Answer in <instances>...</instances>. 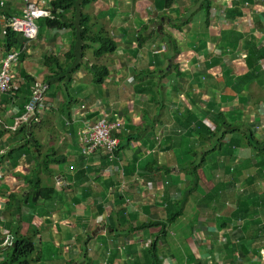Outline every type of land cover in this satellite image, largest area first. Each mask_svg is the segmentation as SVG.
<instances>
[{
	"label": "crops",
	"instance_id": "crops-1",
	"mask_svg": "<svg viewBox=\"0 0 264 264\" xmlns=\"http://www.w3.org/2000/svg\"><path fill=\"white\" fill-rule=\"evenodd\" d=\"M46 1L31 0L40 6ZM205 2L172 0L168 5L167 0H96L85 6L82 12L91 18L92 32L100 26L120 51L94 60L106 66L109 75L92 100L82 88L85 109L77 108L69 98L73 84L92 81L85 70L74 72L69 85L52 79L43 112H34L24 122L37 84L47 83L54 72V65L45 64V58L63 59L73 36L68 29H46V22L40 20L39 36L26 42L25 57L16 65L18 70L15 66V89L0 94V226L12 233L18 228L24 237H34V264H264V247L260 256L252 255L249 260L228 251L234 240L251 249L253 240L241 237L248 231L259 229L264 236V206L260 217L257 211L249 213L260 199L264 202V174L257 171L260 157L253 155L247 143L239 148L235 144L231 151L225 147L238 133L225 136L218 154L204 157L202 152L215 143L204 142L203 126H210V114L222 112L228 122L245 123L246 133L239 139L256 135L264 125V0H210L208 12ZM25 11L26 0H0V48L6 26L13 18L23 19ZM77 16L72 15L75 22ZM189 25L195 36L183 34ZM177 26L185 27L179 32ZM129 29L133 37L127 36ZM167 36L176 41L175 47L165 41ZM221 41L228 48L217 54L215 46ZM157 46L164 47L165 58L155 56ZM2 54L1 49L0 61ZM218 55L227 69L225 80L212 76L214 70L196 67ZM142 62L148 65L140 71L147 69L157 76L154 86L152 76L138 78ZM180 69L191 80L169 76ZM250 69L256 79L237 94L234 78ZM251 88L259 90V100L251 96ZM211 90L221 92L220 98ZM99 115L121 122L113 132L120 133L113 157L103 147L90 154L82 151L81 121L86 116L94 123ZM254 117L258 121L253 126ZM21 125L25 129L18 132ZM30 135L34 141L29 142ZM187 141L191 142L181 158ZM171 148L176 149L173 157L168 156ZM53 153L67 159L51 163L48 170L38 166ZM191 159L193 165L199 163L195 176L188 174L192 165L183 166ZM197 159H205L202 166ZM214 162L223 168H241L239 174L244 173L237 183L242 184V193L226 194L223 203L213 195L207 200L209 189L223 180L215 178ZM34 170L37 174L31 177ZM34 180L54 186L56 194L34 200ZM10 194L12 208L5 213ZM167 220L166 229L140 228ZM225 223L228 226L223 228ZM7 252L0 248V264Z\"/></svg>",
	"mask_w": 264,
	"mask_h": 264
},
{
	"label": "trees",
	"instance_id": "trees-1",
	"mask_svg": "<svg viewBox=\"0 0 264 264\" xmlns=\"http://www.w3.org/2000/svg\"><path fill=\"white\" fill-rule=\"evenodd\" d=\"M31 1V0H30ZM96 0H50L49 1V5L52 8V17L46 19V24H45V28L47 29H58V30H62V29H68L72 32V44L70 46L69 51H73L74 47H75V43H74V39L75 37L78 36L79 38V42H83L84 45L82 46L81 50L82 53L80 55V59L79 61L77 60V56H73L71 62H66L64 64V66L60 65V58L58 57H54V56H48L45 58V64L47 63L50 67L52 65H55L57 68L60 67V70L58 69H52L54 72L52 73V76L47 77V80L50 79H54V78H59L60 79V84L62 82H65L66 85H69L73 80V73L75 72L73 70L74 67L79 66L85 57V53L88 50H92L93 51V56L94 58H101L102 56H107L110 54H113L116 50V43L107 35L105 34L104 31H99L97 33L92 32V26L90 24L91 22V18L87 15L84 14L82 12V9L85 8V6L90 5L91 3L95 2ZM204 1V0H201ZM172 3V0H167V4L170 5ZM210 0H206V2L204 3V5L209 4ZM210 9V4L208 6V8H205V11L208 12ZM72 11V15L75 17L77 15L80 16V18L82 19L81 21L83 22L81 25V30H82V34L86 35L85 37H82L81 35H78L77 30H76V22L73 20L74 17H72L71 19L68 18L67 14L68 12ZM231 15V12H229L228 14H226L227 17H229ZM187 22H184L182 25H185ZM177 30L180 32V28L177 26ZM4 36L5 39L2 40L4 41L2 44V48H0V50H3V56L2 57H6L7 52H11V51H17V52H22L25 50V44L27 43H31V40L28 39L27 37H25L22 33L20 32H16L14 31L9 25L6 26V29L4 30ZM168 43L171 44V46L175 47L176 46V41L169 36L168 39ZM1 45V44H0ZM139 45L141 46V44L139 43ZM68 51V52H69ZM66 53L65 56H69V53ZM25 57V53L23 52L21 54V59H23ZM73 65V66H71ZM81 66V65H80ZM90 71L92 72V81H94L95 83H97L98 85H101L104 81V79L109 75L108 72V68L104 65H99L97 63L91 65L89 67ZM76 73V72H75ZM59 74H62L61 76H58ZM234 82L237 83V86H235V90H237L238 92H240L243 88V90L245 89L246 85H250L255 79H256V73L255 71H253L252 69H250L244 76H239V77H235L234 78ZM58 81V80H57ZM209 117H211V119L213 120V124H214V130H212L209 126L205 127L206 129V137L207 139L213 140L214 138H217V141H215L214 145H221L220 141L221 139L225 138L226 135H230L232 133H235L236 130L234 128V124H230L228 123V121L225 120L224 114L222 112H215L214 114H210L208 115ZM200 123L198 124L197 128H200ZM25 129V125H21L18 128V132L22 131ZM114 135V134H113ZM117 135V134H116ZM29 138V142L31 138H34L33 136L30 135ZM247 140V147H251V148H257L255 151V155L257 157H260V169H257L258 172L264 174V168H262L264 166V141L258 140L256 139V135L255 133H250L249 136H247V138L245 139ZM257 140V141H256ZM28 141V140H27ZM238 144L237 141H232L230 143V141L228 142L227 145H225V147L227 149L234 150V145ZM257 144V145H256ZM254 146V147H253ZM119 147V146H118ZM118 147H114L112 149V153H108L109 155H111L112 157L114 156V153H116ZM239 147V144H238ZM214 146H212V148H210L209 150H204L202 151L203 154L206 155H210L208 153L213 152ZM191 153L195 154L194 149L191 150ZM205 155V157H206ZM51 159L47 160L46 158V167L44 168L45 170L49 169V166L51 163H59L65 159H67L66 157H63L62 155H56V153H53V155ZM204 160L200 161V166H202V164L204 163ZM194 160L191 159L189 160L188 164L189 166H191L190 170L188 171V174L190 175H194L195 176V172L197 170V168L199 167V163H197V165H193ZM214 168H222L226 171V173L229 175V178L227 179V182H231L229 184H236L239 183L240 180V176H244V173L242 175L239 174L241 168H234L231 165H228L226 167H220L219 164L217 163H213ZM203 171V169H202ZM205 172V170H204ZM206 173V172H205ZM196 178H198L196 176ZM243 178V177H242ZM37 180L31 181V183H36ZM30 183V184H31ZM218 185H213L211 187V189H209V191L207 192V197L209 200V198L211 197L210 195L213 196H218L217 193L221 192L223 194H227L224 191V185H225V180L224 181H219ZM196 184V181L195 183ZM223 188V189H221ZM56 194V189L54 186L52 185H44L41 183L40 180L37 181V185L35 187V190L33 191V195H34V200L35 199H40V198H51L53 197V195ZM210 196V197H209ZM12 199H13V195L10 194L9 196V201L7 203V209L12 208L11 203H12ZM214 203V202H213ZM258 206V208H257ZM257 206H255L256 209H251L249 208V213L253 214L254 212H256L258 209H262V206H264V202L263 200H259ZM242 208V206H241ZM244 209V208H242ZM252 213H251V212ZM259 212L257 211V214ZM248 214L247 211L243 212V216H246ZM13 215V213H12ZM170 223V220H167L166 222H157V223H146V224H142L140 226L141 229H145L151 226H155V225H159L161 224L162 227L164 229H166L168 227V224ZM18 230V228H17ZM261 230H255V231H248L246 234H244L242 237V239H244L245 241L247 240H253V246H251V249L247 248L245 245L241 244L239 245V243H236L235 240L232 241L230 244L232 246L229 245L228 247V251L230 252V255L232 256V253H241L243 254L244 259L249 260L252 255H257L260 256V251L261 249L264 247V236L261 235L260 233ZM249 234V235H248ZM16 238H15V242L13 244V246L6 248L7 249V255L6 257L3 259V261L1 262V264H33L35 261L34 258V252H35V244H34V237L33 236H19L18 235V231L15 232ZM228 245V244H227ZM156 258V263H159V260Z\"/></svg>",
	"mask_w": 264,
	"mask_h": 264
},
{
	"label": "rangeland",
	"instance_id": "rangeland-1",
	"mask_svg": "<svg viewBox=\"0 0 264 264\" xmlns=\"http://www.w3.org/2000/svg\"><path fill=\"white\" fill-rule=\"evenodd\" d=\"M37 8L38 9H41L40 8V6H38L37 5ZM126 13V12H125ZM51 15H50V13H48L47 15H43V14H40L39 13V10H37V14L35 15V17H34V24H35V26H36V28H37V37L39 36V34H40V28H39V24H40V20H42L43 22H46V19H48L49 17H50ZM67 16H68V18H72V11L71 12H68V14H67ZM163 19V17H161V20ZM77 22H76V24H75V26H76V30H77V33H78V35H81L82 37H85L86 35H83L82 34V30H81V25H82V19L80 18V16L78 15L77 16ZM129 22L131 23V19L129 20ZM205 26H206V24H205ZM179 27V26H178ZM182 27H185V26H180V28H182ZM47 29V28H46ZM100 29H101V27L100 26H97L96 28H94V32L95 33H97V32H99L100 31ZM102 31V30H101ZM187 33H191L193 36H195V29L191 26V25H189L187 28H186V31L185 32H183V34L185 35V34H187ZM133 35H134V32L133 31H131L130 29L127 31V36L128 37H133ZM243 35H245V34H243ZM141 36L143 37V36H145V32L142 34L141 33ZM164 36V35H163ZM163 36H162V38H161V40H163ZM73 38V37H72ZM168 39H169V36H167V40H165L166 42L168 41ZM73 40V39H72ZM160 39H158L157 41H159ZM74 43H75V47H74V50L73 51H69V49H70V47H69V49L62 55V58L63 59H61L60 58V65L61 66H64V64H65V62H71V61H73L72 59V57L73 56H77V60L79 61V59H80V55H81V53H82V50H81V48H82V46L84 45V43L83 42H79V38H78V36L77 37H75V39H74ZM193 43H194V41H193ZM220 44H218L217 46H215L216 47V49L218 50L217 51V54H220L221 52H223V51H225L227 48H228V43L226 42V41H221V42H219ZM2 44H3V42H2ZM71 44H72V41H71ZM71 44H70V46H71ZM158 47V46H157ZM200 47V45L198 46V48ZM158 49H160L159 47H158ZM117 50V49H116ZM115 50V51H116ZM156 49L154 48V46H153V49H152V51H153V53H154V51H155ZM69 51V52H68ZM69 53V56H65L66 55V53ZM117 52H120V51H116L115 52V54L117 53ZM6 53L8 54V53H10V52H7L6 51ZM165 51H161V52H159L158 54H155V56L156 57H164L165 58ZM129 56L131 57V55L129 54ZM60 57H61V55H60ZM96 58H94V56H93V54H92V52H91V50H88V51H86V53H85V57H84V60H83V62L79 65V66H77V67H74L73 68V70L75 71V72H78V71H82V70H85L89 75H90V77H91V79L93 78L92 77V72L90 71V69H89V67L91 66V65H93V64H95V60ZM167 59V58H166ZM196 61V60H195ZM19 63V61L17 62V63H12L11 64V67H10V70H12V72H14L15 71V66L17 65ZM196 63V62H195ZM189 64L190 63H188L187 64V62H186V65H185V68L186 69H188V66H189ZM148 65V63L147 62H142V64H141V67H140V69H138L137 70V73H138V78L139 79H143L144 77H147V76H152L153 78H152V81L154 82L153 83V86L155 85V81H156V79H157V76L154 74V73H152V72H148V70L146 69L145 71H140L141 69H142V67H144V66H147ZM18 66V65H17ZM17 66H16V68H17ZM71 66H73V65H71ZM196 67L198 68V70H204L205 68H207L208 69V72H210L211 70H214L212 73H211V75L212 76H214L215 78H216V76H220L221 77V79L222 80H225V78H226V71H227V69H226V66H225V63H224V60H223V58L222 57H220L219 55L218 56H216L215 57V59H206L205 60V62H199V64H196ZM53 69H57V67L54 65L53 66ZM17 70H18V68H17ZM215 70H218V73H217V71H215ZM73 74H75V73H73ZM62 74H59L58 76H61ZM169 76L171 77V78H182V79H187V80H191V78H192V76H190L189 74H188V72L187 71H183L182 69H180L179 71H175V70H172L170 73H169ZM262 78V77H261ZM215 81V79L212 81V82H214ZM53 82V80L52 79H50V80H47V83H44V82H42V83H40V84H38V85H40L41 87H43L44 88V91L45 92H49V90H50V88H51V83ZM82 88H83V90L84 91H88L89 93H90V96H91V100L94 98V97H96V95L98 94V92H99V85L97 84V83H95L94 81H87V82H85V83H83V84H78L77 86H74V84H73V86L70 88V90H69V98L70 99H72V103L75 105V106H77V108H80V109H82L83 108V106H82V102H81V90H82ZM264 88V87H263ZM213 89H215V90H217L215 87H213ZM74 90V91H73ZM54 91L56 92V93H58L57 92V89L56 88H54ZM246 91V90H245ZM112 92V91H111ZM211 92L212 93H214V95H215V97H218V98H220V94H221V92H215V91H213V90H211ZM237 94H242V92H240V93H238V92H236ZM251 96L253 95V96H257V98H256V100H259V98H258V96L260 95V92H259V90L258 89H256V88H251ZM161 96L159 95V100L161 99L160 98ZM140 97H137V99H139ZM33 103H34V105H36L37 106V108H38V111H43L44 110V108H45V105H46V97H44L43 96V94L42 95H40V94H38L37 95V97L35 98V100L33 101ZM217 104V103H216ZM252 113H253V111H252ZM31 114H33V113H30V112H26V114H25V117L22 119L24 122H27L28 120H30V115ZM261 114H262V122L264 121L263 120V113H262V111H261ZM144 115L145 116H147L148 117V115L147 114H145L144 113ZM31 116H33V115H31ZM255 118V117H254ZM261 120V119H260ZM259 120V121H260ZM210 121V128H213V126H214V124H213V120L212 119H210L209 120ZM258 121V119H256L255 118V121L253 122L252 121V125L254 126V124H255V122H257ZM228 123H230V124H234V128H235V130H236V132L235 133H238L237 134V138L236 139H232V141H237V143L239 144V147H243V144L245 143H247V140H244V139H239V137L240 138H244L243 136H244V134L246 133V131H245V128H244V126H245V123H243V122H241V123H239V122H228ZM211 125H213V126H211ZM176 129V128H175ZM174 129V130H175ZM213 130V129H212ZM57 131H62V128H57ZM187 137H184V139H186ZM204 138L206 139V141L204 140V142H210L211 140L210 139H207V137H206V134L204 135ZM256 139H258V140H261V141H264V125L262 126V128L261 129H259L258 131H256ZM31 141H34V138H31L30 139ZM182 140V139H181ZM213 140H215V141H217V139H213ZM219 141H221V142H223V140H219ZM257 141V140H256ZM190 142L191 141H187L185 144H184V147H183V150L182 151H180L181 152V158H183L184 157V155L186 154V151H187V144L189 143L190 144ZM257 145V144H256ZM212 146H214V149L218 146V145H214V144H212ZM200 147H201V145H199L198 147H197V151H199L200 150ZM238 147V148H239ZM254 147V146H253ZM248 149H252V153H253V155L255 154V151H256V149L257 148H251V147H248ZM175 150L176 149H174V148H171V151H169V153H168V156H171V157H173L174 156V153H175ZM179 151V150H178ZM202 151H204V150H202ZM200 152V151H199ZM219 153V150L218 149H216L215 151H213V152H211L210 153V155H209V157H211L212 155H215L216 153ZM217 153V154H218ZM246 153H250V150H248ZM205 155L206 154H204L203 156L205 157ZM195 159V158H194ZM193 159V160H194ZM183 160H185V159H182L181 161H183ZM42 161H45L44 160V157H43V159H42ZM197 161H201V160H198L197 159ZM212 161V160H211ZM180 164V163H179ZM178 163L176 164V166H178L179 165ZM187 165H188V161L187 162H185L184 163V165L183 166H186L187 167ZM203 165V164H202ZM38 166H43L44 168L47 166L46 165V163H39L38 164ZM37 166V167H38ZM213 173H214V175H215V178H223V180L222 181H224L225 180V185H224V191L227 193V194H229V193H232V194H241L242 193V190H241V188H242V184L240 183V184H229V183H231V182H227V179L229 178V175L226 173V171H222V168H214L213 169ZM37 174V171L36 170H34L33 172H31V177H33L34 175H36ZM47 175H48V177H53V174H51V173H46ZM207 185H209V183H207ZM245 185H246V183H245ZM218 194V196L216 197V201L218 202V203H223L224 202V197H226L225 196V194H223L222 192H221V190H220V192L219 193H217ZM210 197V196H209ZM229 201H227L226 202V204L228 203ZM230 203V202H229ZM224 205V204H223ZM231 206V205H230ZM7 209V204L5 203V206H4V212L5 213H7L5 210ZM258 212H260L261 211V209H258L257 210ZM259 217H260V213H258L257 214ZM0 218L1 219H3V217L0 215ZM235 224H231L229 227H235L234 226ZM155 226H161L162 227V225L161 224H159V225H155ZM228 226V224H224L223 225V228H225V227H227ZM16 231H18V230H16ZM218 231H220V230H218ZM230 234L229 235H231L232 233H234V232H229ZM18 235L19 236H23V235H21L19 232H18ZM160 236V235H159ZM15 238H16V235H15V233H12V232H10L9 230H6V229H3L1 226H0V248L1 247H4L5 245H4V242L5 241H10V246L9 247H11V246H13V244H14V242H15ZM179 238V237H178ZM230 246H232L231 244H230ZM9 247H5V248H9ZM241 256H243V254L241 253ZM34 264V263H33Z\"/></svg>",
	"mask_w": 264,
	"mask_h": 264
},
{
	"label": "built area",
	"instance_id": "built-area-1",
	"mask_svg": "<svg viewBox=\"0 0 264 264\" xmlns=\"http://www.w3.org/2000/svg\"><path fill=\"white\" fill-rule=\"evenodd\" d=\"M49 1L50 0H47L46 4L41 5V9H38V3L26 0L24 18H13L10 24L11 28L15 31L23 33V35L28 39H35L37 37V28L33 22L34 17L37 14V10H39V13L43 15H47L52 10L51 6L48 4ZM19 59L20 52L17 51H11L6 55V57L2 58L0 62V94H6L12 89H15V76L14 72L10 70V67L12 63H17ZM43 92L44 88L37 85L33 101L38 94L42 95ZM33 101H31L29 105V112H34L38 109L37 106L34 105ZM83 124V129L79 131L78 134L79 142L81 143L84 154L93 153L101 147H103L107 153L111 154L112 149L117 147L119 139L113 135V132L120 129L121 122L119 120L110 121L107 117L99 115L94 123L91 120H83ZM10 244L11 243L8 240L4 242V245L9 246Z\"/></svg>",
	"mask_w": 264,
	"mask_h": 264
},
{
	"label": "clouds",
	"instance_id": "clouds-1",
	"mask_svg": "<svg viewBox=\"0 0 264 264\" xmlns=\"http://www.w3.org/2000/svg\"><path fill=\"white\" fill-rule=\"evenodd\" d=\"M40 8H41V6H40ZM52 11V10H51ZM49 12L50 13V17L49 18H51L52 17V12ZM10 23H11V21H10ZM186 25V24H185ZM10 26V25H9ZM11 27V26H10ZM16 32H18V31H16ZM21 33V32H20ZM23 34V33H22ZM106 34V33H105ZM160 49H158V51H157V53H159V52H161V51H165V49H164V47H162V46H160L159 47ZM23 53V51L22 52H20V57H21V54ZM2 60V59H1ZM1 62V61H0ZM38 85V84H37ZM39 87H41L40 85H38ZM249 85H246L245 86V89H247V87H248ZM36 88H37V86H36ZM42 88V87H41ZM242 90H243V88H242ZM236 92H238L237 90H236ZM241 92H243V91H241ZM48 92H43V96L44 97H46V94H47ZM238 93H240V92H238ZM33 99H34V96L33 97H31V100H30V102H29V105H30V103H31V101H33ZM29 105L27 106V110H28V108H29ZM83 106V109H85V105H82ZM37 111H38V109L37 110H35L34 112L36 113V115H37ZM29 112V111H28ZM34 112H30V113H34ZM40 112V111H39ZM41 112H43V111H41ZM35 115V116H36ZM85 118L84 119H82V124H83V120H90L88 117H86V116H84ZM109 120V119H108ZM225 120H226V118H225ZM110 121H112V120H110ZM114 121V120H113ZM227 121V120H226ZM240 123V122H239ZM83 126H84V124H83ZM211 126H213V125H211ZM245 126H246V124H245ZM244 126V127H245ZM210 127V126H209ZM83 129V128H82ZM211 129H213L214 130V126H213V128H211ZM117 135H119L120 133H116ZM116 136V135H115ZM78 139H79V135H78ZM214 139H217V138H214ZM232 139V138H231ZM230 139V140H231ZM221 140H224V138L223 139H221ZM229 140V141H230ZM228 141V142H229ZM220 143H222L221 141H220ZM228 144V143H227ZM226 144V145H227ZM119 146V142H118V145H117V147ZM222 145H218L215 149H219L220 147H221ZM214 148H213V150H215ZM110 156V155H109ZM110 157H112V156H110ZM97 231V230H96ZM94 234H95V232H94ZM10 246V245H9ZM9 246H7V245H5L4 247H9Z\"/></svg>",
	"mask_w": 264,
	"mask_h": 264
}]
</instances>
